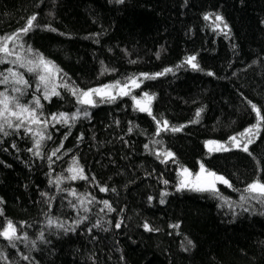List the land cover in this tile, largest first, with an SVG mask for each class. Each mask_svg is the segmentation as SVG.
I'll return each instance as SVG.
<instances>
[{
	"label": "trees",
	"instance_id": "obj_1",
	"mask_svg": "<svg viewBox=\"0 0 264 264\" xmlns=\"http://www.w3.org/2000/svg\"><path fill=\"white\" fill-rule=\"evenodd\" d=\"M34 14L9 47L60 69L59 95L44 99L15 54L0 63V92L29 108L38 98L47 121L0 118V231L11 221L19 237L0 236V264H264V197L244 191L264 182V119L248 151L206 146L257 123L249 101L264 116V0H0V37ZM117 82L127 94L78 103ZM145 94L151 114L137 107ZM60 113L67 123L52 119ZM201 165L228 184L177 190L182 170Z\"/></svg>",
	"mask_w": 264,
	"mask_h": 264
},
{
	"label": "snow or ice",
	"instance_id": "obj_2",
	"mask_svg": "<svg viewBox=\"0 0 264 264\" xmlns=\"http://www.w3.org/2000/svg\"><path fill=\"white\" fill-rule=\"evenodd\" d=\"M117 2H122V0H117ZM208 18L209 17L207 15L204 17L205 20H207ZM36 19H37V17L34 14L30 18H28L25 27L19 29L17 32L12 33L11 35L0 37V53H3V56L0 57V63L9 62L5 58L15 54L16 59L11 61V63H13V64L18 63L19 66L21 68H25L28 73H36L37 70L40 69L41 73L38 74V80H39L40 84L43 85L44 88L46 89L43 93V96H44V99L47 100L50 98V95L51 96L59 95V93L55 89V86H53L51 88L50 92L47 90V88H48V82L52 77V73L53 72H59L60 69H58L51 61L46 60L43 57V55H41L39 53L36 54L35 60H29V61H27V63H24L23 58L19 55V53H14L13 49H11L9 47L10 43L15 45V42L17 40H19L21 34L26 35L29 31H31L33 29V27L35 26L34 21H36ZM216 20L219 21L220 23H224L223 17L220 15H216ZM224 26L227 27V24H224ZM50 30L55 31V29H50ZM18 46L21 48L23 47L22 44H20ZM27 51L28 52L33 51L31 49V46L28 47ZM195 59H196V57H194V56L188 57L185 62L191 64L193 69H197L198 65L196 63H194ZM7 71L11 77L16 78L15 83L23 84L25 86L28 85V81L24 79L23 74L15 72L11 68H9ZM165 71H171V69H166ZM156 75H162V73H157ZM208 75H213V73L209 72ZM0 76H3V79H0V83H8L9 76H5L3 73H0ZM146 78H151V77L146 76ZM132 83L135 84V81H132ZM116 86H118V82H117ZM107 87H109V86H105V88H107ZM14 91L19 92V93H21V95H23V92L20 88H15ZM122 91H123V89H122ZM93 93L100 95V94H102V90L101 89H89L88 91L81 92L79 97H78V103L86 104V105H92L94 103L92 100V94ZM73 94L76 95V90L73 91ZM123 94H127V92H124ZM145 96L147 97V94H145ZM0 97H2V99H0V118H3L4 124H7V126L9 128L13 127V124H12L11 120L8 119V116H14L17 118V120L20 121V123H17L15 125L16 128H20L22 126V124L24 123L25 119L30 120L31 123H44L45 125H47V121H40L39 120V113H37L36 109L42 108L43 106L41 105L40 100L38 98L33 101L35 107L29 108L27 105L20 104L17 97H10L5 92H0ZM133 99L135 100V97H133ZM147 99L149 101H151L152 97H147ZM136 103H137V106L139 107L140 111H147V112H149V114H151L150 107H148L147 105L141 106V101H139V100H137ZM248 103L251 105L252 111L256 113L257 123L255 125H253L251 128L246 129L245 133H241V135L251 133L253 129L258 130L261 120L264 119V116L261 115V109L256 104L252 103L251 101H249ZM12 104L15 105L14 109L10 108V105H12ZM5 113H7L8 116H5ZM23 114H27L26 117ZM85 115H87V112H85ZM199 115H200V111L198 110L197 116H199ZM65 116H66L65 113H60L59 116H57L56 114H53L52 119L56 120L57 122H60L61 120H63V122L67 123ZM73 119H75V115L73 116ZM4 124H0V132H4V134L7 135L8 133L5 132V130H4ZM164 124H165V127H167V121H165ZM27 130H30V129H27ZM172 130L173 131H179L180 129L174 128ZM158 132H159V127H158ZM48 138L50 139L51 137L49 136ZM230 139L232 141L236 142V137H231ZM251 142H252L251 139H249L248 143H251ZM209 143H213V142H209ZM39 144H40V142L37 141L36 147H39ZM237 146H239L238 143H237ZM146 147H147V145H146ZM243 150L248 151L247 144L244 145ZM29 151H31V149H29ZM57 151H58V149H57ZM38 154L39 153H37V155ZM53 155H55V153H53ZM172 155L173 154L171 152L167 153V156H169V157H171ZM79 171L81 173L79 178L83 179L84 177L82 175V169ZM204 172H205V170L203 168V165H201V173H197L194 180L188 179V178H182L179 181V188L177 190L188 188L189 190H192V191L216 192L217 190H216L215 185H216L217 181L224 183V184H228V181L225 180L224 177L217 176L214 172H207V176L205 177L202 175V173H204ZM191 175L192 174L189 173L188 169L185 168L182 170V176L190 177ZM71 178L76 179L77 176L73 175ZM165 183H167V181H165ZM101 191H106V189L101 188ZM244 191L248 192V193H256L260 197H264V182H261L260 180H255V181H253V183L249 184ZM241 199H244V197H241ZM163 202L164 201L162 200L161 203H163ZM104 204H105V207H107L109 211H112V208L108 204L107 201H105ZM245 210H247V209H245ZM51 223H53V222L51 220H49V224H51ZM95 226H97V225H94V227ZM60 227H62V225H60ZM116 227L119 228L120 224L117 223ZM144 227H145V230H147V231H153V229L149 228V226L147 224H145ZM174 227H178V225H175ZM66 231H67V229H66ZM42 235L43 234H41V236ZM0 236H3L10 243L14 239H19V237L16 235V227L14 226V224L11 221H9L7 223V225L4 227V229L2 231H0ZM188 243L191 244L192 242L188 241ZM24 258L27 259V257H24Z\"/></svg>",
	"mask_w": 264,
	"mask_h": 264
},
{
	"label": "rangeland",
	"instance_id": "obj_3",
	"mask_svg": "<svg viewBox=\"0 0 264 264\" xmlns=\"http://www.w3.org/2000/svg\"><path fill=\"white\" fill-rule=\"evenodd\" d=\"M31 60H35V59H31ZM37 72H38V74H40L41 73V70L38 69ZM116 85L117 84L105 85V86H109L107 88H105V86L98 87V88H94V89H101L102 90V94L97 95V94L93 93L92 94V100H93V102L95 101L96 98H99L100 99V96H104V97H114V96H116L118 94H122V93L126 92L127 89H129V82L126 83V84H123V85L118 84L119 87L116 86ZM53 86H55V89L57 91V89H58V76H57V72H53L52 73V77H51V79L48 82V88H47V90L50 92V90H51V88ZM122 89H123V91H122ZM139 101L148 102L149 103V100L146 98V96L141 97L139 99ZM23 115H26V114H23ZM251 127H249V128H251ZM249 128H247V129H249ZM245 130L242 133H245ZM256 131H257V129H253L251 133H248V134H245V135H241V133H240V135L238 137H236V142L232 141L231 139L228 140V141H226V142H217V141L210 140V141H207L206 142V146H207V148L210 151H212V150H222V149H226V148H230V147H240V148H243L245 144L248 145V140L249 139H251V140L253 139L254 135L256 134ZM209 142H213V143H209ZM237 143L239 144V146H237ZM199 173H201V171ZM202 175L206 177L207 176V173L204 172V173H202ZM195 176L196 175H194L193 177L192 176L185 177V176H182V174H181V179L182 178H188V179H193L194 180L195 179ZM215 187H216V185H215Z\"/></svg>",
	"mask_w": 264,
	"mask_h": 264
},
{
	"label": "water",
	"instance_id": "obj_4",
	"mask_svg": "<svg viewBox=\"0 0 264 264\" xmlns=\"http://www.w3.org/2000/svg\"><path fill=\"white\" fill-rule=\"evenodd\" d=\"M144 105H147L148 107H149V103L148 102H142L141 101V106H144ZM138 107V106H137ZM139 108V107H138ZM143 112H145V111H143Z\"/></svg>",
	"mask_w": 264,
	"mask_h": 264
}]
</instances>
